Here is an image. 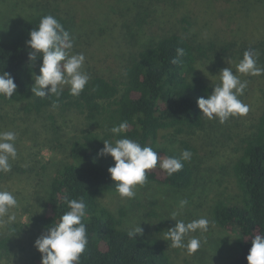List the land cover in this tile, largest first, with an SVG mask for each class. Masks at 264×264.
I'll use <instances>...</instances> for the list:
<instances>
[{
  "label": "rangeland",
  "instance_id": "374dc122",
  "mask_svg": "<svg viewBox=\"0 0 264 264\" xmlns=\"http://www.w3.org/2000/svg\"><path fill=\"white\" fill-rule=\"evenodd\" d=\"M56 10L68 20L74 37L72 54H84L82 70L90 78L102 75L125 83L126 68L139 49L177 33L204 47L207 55L199 57L194 76L213 90L220 83V71L227 67L241 81H247L238 97L249 106L246 115L231 116L224 123L206 117L204 126L194 133L174 135L165 141L169 148L181 150L185 139L197 148V168L190 188L176 190L152 182L137 185L133 198H122L117 191L99 195L102 206L118 216L125 212V228L141 225L143 235L159 238L173 264H230L241 252L238 233L218 225L212 209L219 201L241 200L235 163L247 140L257 132L264 110V74L236 71L246 50L258 53L257 65L264 68V0H0V40L13 37L31 18ZM28 102L0 97V132L16 133L17 149L16 158L9 161L11 171L0 173V190L11 192L17 200L9 212L15 214L16 221L9 224L7 216L0 217V239L10 237L8 247H0V264H30L35 241L44 230L28 227V217L34 206L44 207L56 171L70 157L49 143L47 114L56 113L66 131L85 127L84 118L72 109L29 113L25 108ZM101 124L93 128L113 140L110 129L114 125ZM181 200L188 201L183 208L179 206ZM173 212L185 223L199 218L210 221L206 232L197 230L185 237V243L192 237L204 241L195 253L171 247V241L165 240V233L176 223Z\"/></svg>",
  "mask_w": 264,
  "mask_h": 264
},
{
  "label": "trees",
  "instance_id": "16d2710c",
  "mask_svg": "<svg viewBox=\"0 0 264 264\" xmlns=\"http://www.w3.org/2000/svg\"><path fill=\"white\" fill-rule=\"evenodd\" d=\"M46 15L54 16L71 33L67 18L56 10L53 14L44 13L31 18L13 37L0 40V73H10L18 86L10 99L0 97L5 101L29 100L25 107L29 113L41 114L53 108L72 109L84 118L85 127L66 131L59 124L56 113L47 114L51 133L49 143L55 151L70 157L56 171L44 207L31 209L27 226L45 231L58 223L69 210L66 196L68 199L82 197L86 215L81 222L87 229L88 244L79 264H173L159 238L139 234L136 239L130 238V230L123 226L125 212L122 210L118 216L100 204L99 195L116 191V182L108 172L114 165V159L98 153L104 147L103 140L115 143L122 138L152 147L165 159L189 150L191 159L183 162L181 171L169 176L160 169L158 162L155 169L147 172L145 184L155 182L176 190L190 188L197 168V148L185 139L181 150L164 144L171 136L194 133L204 126L206 116L197 101L201 97L207 98L213 88L194 76L199 57L207 55L204 47L184 35L168 34L132 56L126 68L125 83L97 75L90 78L79 96L71 95L70 87L63 86L59 97L40 98L31 92V87L34 72L40 73L42 57L30 60L31 49L26 41ZM177 49H183V55H178ZM102 121L114 126L126 121L129 127L111 140L109 134L101 136L93 128L97 125L102 127ZM234 168L242 191L241 200L217 202L212 209V217L221 227L238 233L241 252L230 264H248L246 257L252 238L264 235V110L257 132L247 140ZM9 241L8 236L0 239V247L6 249ZM41 256L36 249L30 264H41Z\"/></svg>",
  "mask_w": 264,
  "mask_h": 264
},
{
  "label": "clouds",
  "instance_id": "9594fccd",
  "mask_svg": "<svg viewBox=\"0 0 264 264\" xmlns=\"http://www.w3.org/2000/svg\"><path fill=\"white\" fill-rule=\"evenodd\" d=\"M30 39L26 41L31 49L29 58L35 61L42 57L40 74L33 75L34 84L31 92L40 98L55 95L59 97L65 85L70 87L73 96H79L89 83L90 76L82 70L85 56L83 53L72 54L74 37L69 30L52 15L43 16L38 28H33L29 33ZM178 55H183V49H177ZM258 53L246 50L243 59L236 66L240 74L261 75L264 68L257 65ZM220 83L207 98L201 97L197 104L204 116L209 119L218 118L221 123L226 122L231 116L246 115L249 106L238 97L247 87V81H241L240 77L233 73L231 67L224 68L219 74ZM50 86V87H49ZM17 84L10 73H0V96L11 98L17 91ZM56 106L55 104L53 105ZM128 123L121 122L110 129L114 135L128 129ZM16 133L0 132V173L11 171L10 159H15L17 149L15 147ZM104 147L98 155H110L114 159V165L109 167L111 179L116 182V191L122 198H133L135 187L143 185L147 180V172L157 167L165 170L169 176L182 170L184 161L191 159L192 153L184 150L179 156L163 158L152 147L142 146L139 142L129 138H122L112 143L103 140ZM68 206L60 221L54 226L47 227L39 236L34 247L42 254L41 264H79L81 254L88 244L87 229L82 218L86 215L84 199H68ZM188 204L187 200H181L180 208ZM17 206L15 196L5 190H0V217L7 216L9 224L16 221L15 214H9L10 209ZM177 212L172 213L175 226L165 233V240L171 241L170 246L184 248L189 254L195 253L204 241L192 237L185 243V237L197 230L206 232L210 221L207 218H199L185 223L177 220ZM143 235L141 225L132 228L128 232L130 238L136 239L137 235ZM252 246L246 257L248 264H264V235H255L252 238Z\"/></svg>",
  "mask_w": 264,
  "mask_h": 264
}]
</instances>
